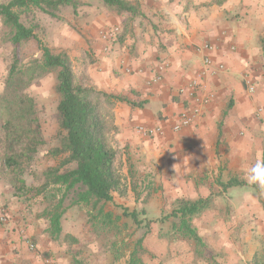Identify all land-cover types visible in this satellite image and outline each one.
I'll use <instances>...</instances> for the list:
<instances>
[{"label":"crops","instance_id":"obj_1","mask_svg":"<svg viewBox=\"0 0 264 264\" xmlns=\"http://www.w3.org/2000/svg\"><path fill=\"white\" fill-rule=\"evenodd\" d=\"M127 1L138 15L127 25L126 16L112 10L121 18L119 40L92 42L80 59H91L83 70L96 92L108 97H101L100 112L116 152L115 168L132 183L152 171L155 181L185 200L211 193L222 198L191 220L204 248L169 227L178 221L171 216L151 228L143 242L149 256L142 262L253 264L264 248V188L246 176L264 161V0ZM204 58L222 64L224 71L203 72ZM161 63L166 68L158 72ZM157 75L162 79L154 82ZM192 81L202 85L197 96L210 95L207 105L200 107L199 98L190 96ZM190 106L198 108L197 116L173 132L171 124ZM154 127L161 134L138 132ZM231 180L239 185L221 187ZM1 192L0 186V207L9 220L0 224V264H45L52 242L47 220L40 226L39 220L26 219L21 202ZM233 194H241L239 200ZM53 258L61 264L57 255Z\"/></svg>","mask_w":264,"mask_h":264},{"label":"trees","instance_id":"obj_2","mask_svg":"<svg viewBox=\"0 0 264 264\" xmlns=\"http://www.w3.org/2000/svg\"><path fill=\"white\" fill-rule=\"evenodd\" d=\"M100 1L117 15L126 16L127 25L138 15L137 7L127 0ZM67 6L76 12L78 0H10L0 4V21L8 30V40L13 48L12 62L0 92V180L8 182L15 197L33 193L44 196L46 200L50 194L57 198L53 206L43 210V217L48 223L46 233L51 241L61 237V221L65 212L63 204L68 197L72 205L89 206L93 227L111 229L113 226L117 229V223L123 217L130 218L137 226L141 225L136 211L121 208L122 214L116 216L104 210L106 204L113 203L114 193L125 194L123 177L115 168L116 152L107 142V124L100 112L101 97H108L97 93L91 86L76 83L68 55L62 51L53 52L37 39L32 26H25L21 22V16L33 10L55 17L60 8ZM31 41L37 42L41 55L22 64L19 48ZM48 75L55 76L54 92L58 97L56 120L62 133L58 145L49 153L62 159L59 166L44 170L41 185L31 189L24 177L30 172L45 140L37 103L29 95L28 89ZM112 99L125 102L121 97L112 96ZM69 165L74 167L63 170ZM140 181V187L150 189V186H146L145 178ZM237 185V181L231 180L221 184V187L226 189ZM131 192L138 200L139 193L134 182L131 183ZM209 202L210 198L195 201L179 199L171 213L178 220L171 225L172 229H176L181 237L192 240L200 249L205 246L192 228L191 220L207 209ZM93 211L95 214H91ZM142 241V238L134 241L125 255L121 253L127 245L125 238L120 242L115 240L110 244L113 258L119 260L124 257L123 264H143L142 257L147 252ZM253 264H264V249L254 256Z\"/></svg>","mask_w":264,"mask_h":264},{"label":"rangeland","instance_id":"obj_3","mask_svg":"<svg viewBox=\"0 0 264 264\" xmlns=\"http://www.w3.org/2000/svg\"><path fill=\"white\" fill-rule=\"evenodd\" d=\"M9 1L0 0V4H6ZM120 19L112 10L105 7L100 0H78L76 12H73L72 8L67 6L60 8L55 17L37 10L21 16V22L25 26H32L35 29L37 39L44 45L53 52L62 51L68 55L76 83L82 86H91V81L82 67L86 62L90 64L91 59L83 57V63H80L82 53L87 54V50H91V46H95L93 43H98L103 32L121 26ZM120 34L119 31L107 44L118 41ZM104 44L102 42V45ZM12 49V45L8 40V30L2 26L0 21V92L3 89L7 69L12 62ZM18 55L21 63L26 64L39 58L41 52L37 42L31 41L19 48ZM54 85L55 76L48 75L34 82L28 89L29 95L37 103L45 140V145L36 155L30 172L24 177L27 186L31 189L38 188L41 185L44 170L59 166L62 159L59 156L53 157L49 153V150L58 145L59 138L62 136L56 120L58 97L54 92ZM247 86L249 85L247 84ZM73 167V165H69L63 170L72 169ZM143 176L146 186H150V189H146L145 186L140 187V178L135 179L134 183L137 185V192L139 193L138 200L131 192L132 182H128L126 177L122 175L125 194L121 196L114 193L113 203L104 206L105 211L112 212L116 216L122 214L121 208L136 211L139 214L138 221L141 225L137 226L130 218L123 217L117 223V229H114L113 226L111 229L93 227L92 222H90L89 212L91 210L89 206L72 205L70 197H68L63 204L65 212L61 221V237L51 242V248L46 253L48 256L46 259H52L53 264H56L53 257L57 255L61 264H123L125 262L124 257L119 260L113 258L110 244L115 240L120 242L122 238H125L127 245L124 250H121V253L126 255L131 250L134 241L142 238L143 244L145 239H149L151 228L156 222L171 217L172 211L176 208L177 200L185 199L183 196H173L172 187H164L161 183L155 181L152 171L144 173ZM239 182L241 184L239 188L241 189L245 184H243L241 178ZM0 186L2 187L1 195L3 197L9 196V194L15 197L7 181L0 180ZM242 190H245V187ZM256 191H258V188L254 187V192ZM240 195L233 194L232 197L239 200L237 197ZM56 196L58 197V195ZM46 197L47 200L42 195L30 193L25 197L16 198L17 202H21L24 208L26 219L39 220L40 226H43L45 221L43 210L48 206H53L57 199H54L52 194ZM210 198L211 202L222 200L218 193H211ZM0 203L3 204L1 200ZM91 214H95L94 211ZM195 222L199 223V219H196ZM67 236L69 237L67 238ZM143 248L145 249L144 245ZM146 252L143 257L149 256L148 250Z\"/></svg>","mask_w":264,"mask_h":264},{"label":"built area","instance_id":"obj_4","mask_svg":"<svg viewBox=\"0 0 264 264\" xmlns=\"http://www.w3.org/2000/svg\"><path fill=\"white\" fill-rule=\"evenodd\" d=\"M155 1H158V0H155ZM118 32H119L118 28L107 30L101 34L100 39L102 40V42L107 44V42H109L112 38H114L118 34ZM205 48L207 47L205 46ZM165 68H166V64L161 63L156 67V71L162 72ZM224 69L225 68L222 64L214 65L211 59L209 58L203 59V72H214V71L222 72L224 71ZM161 79H162L161 76L157 75L155 76L153 80L154 82H159L161 81ZM247 84L250 85L249 83ZM188 88H189L190 96H193V97L196 96L197 98H199L198 102H199L200 107H203L210 102L211 97L209 94L204 93V94H201L200 96H197L198 93L203 92L202 85L199 82L197 81L190 82ZM248 92L251 94L254 92L253 86H248ZM197 114H198V108H195V107L190 106L189 108L182 110L178 114L176 120L171 124V130L173 132H179L183 128L190 126L194 117L197 116ZM138 132L146 136L153 137V136L161 134V129L158 127L138 128ZM8 220H9V214L3 207H0V224H6ZM28 246L30 250L35 251L36 247L34 244L29 243ZM45 264H53V262L50 259H47L45 260Z\"/></svg>","mask_w":264,"mask_h":264},{"label":"clouds","instance_id":"obj_5","mask_svg":"<svg viewBox=\"0 0 264 264\" xmlns=\"http://www.w3.org/2000/svg\"><path fill=\"white\" fill-rule=\"evenodd\" d=\"M246 180L248 183H257L264 188V161H258L249 169Z\"/></svg>","mask_w":264,"mask_h":264}]
</instances>
